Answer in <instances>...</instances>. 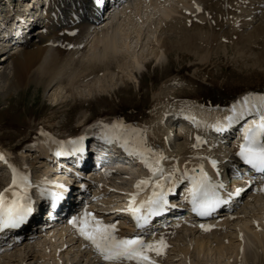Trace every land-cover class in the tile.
<instances>
[{
	"label": "bare ground",
	"instance_id": "bare-ground-1",
	"mask_svg": "<svg viewBox=\"0 0 264 264\" xmlns=\"http://www.w3.org/2000/svg\"><path fill=\"white\" fill-rule=\"evenodd\" d=\"M5 4L7 11L12 10L13 4L9 1ZM92 6V0H49L46 10L50 9V12L46 28L41 30V27H38V30L34 32V35L37 36L35 40L25 42L19 50L12 52L5 61L0 63V81L5 83L6 94L30 86L35 82L42 84L45 89L56 88L52 94L50 93V98L57 103L63 92L73 95L74 98L76 96L75 87L81 81L93 78L97 84L91 87L92 83L91 89L86 95V99L92 98L90 96H93L91 95L93 91L95 94L105 93L110 89L112 91L119 81L127 83L128 80L135 79L137 77L136 70L141 71L142 68L149 65L150 62L147 61L149 57L154 55L152 61L159 64L165 57L168 59L172 52H176L180 58L185 56L181 54H192L195 55L199 63L208 64L213 55H219L224 50L223 53H233L235 57H241L240 59L244 60L242 62H246L248 65L264 67V0H127L112 14L102 15L101 18L94 16ZM197 7L200 9L199 11H197ZM99 19H102L99 25L92 27V24ZM29 21L27 16L18 24L24 31H27L30 29ZM1 24L2 29L6 32L12 31L14 35L18 32V29L8 22L4 21ZM145 27H148L147 34ZM234 55L232 56L234 57ZM120 73V76H116ZM165 77L156 93L160 101L163 99L162 91L175 95L172 88L177 84L184 86L193 84L194 86L195 83L193 80L177 81L175 75ZM248 95H264V87L243 91L229 102L202 104L204 108L193 105L194 103H191L193 106L190 107L177 105L160 110L156 108L144 124H137L139 130L144 132L150 141L153 151L162 153L165 157L161 161L164 175L167 176L175 167L183 172L186 168L191 171L196 165L203 164L210 165L216 176V173L226 165L227 160H232L236 156V149L227 147L228 149L224 150L226 146L220 145V142L208 134L209 127L215 124L217 119L222 120L223 117L231 115L232 105L237 101H242ZM179 112H183L184 116L194 117L195 122L187 118L189 127L186 128V132L184 131L182 136H180V132L173 134L174 137H178L173 149L168 146V133L173 130H170L164 123ZM105 118L107 119V117ZM253 118L252 115H246L243 120L236 123L242 128L248 120ZM102 119L96 123L97 127L91 129L94 132L97 129V133L100 135L115 139L122 144L123 138H115L111 134V127L105 129L106 119ZM91 129L81 131L74 138L89 134L92 132ZM43 131L50 132L46 128ZM196 136H200L205 143L193 148ZM237 138L239 137H234V139ZM132 146L133 144L129 143V147ZM0 151L11 156L12 151L9 147H0ZM21 155L26 158L36 157L33 156L31 149L28 150V153L23 152ZM102 157L103 155H100L99 159ZM200 157L216 160L217 167L214 169L207 159H200ZM0 160L3 161L0 163H11L13 167H17L19 175L28 177L25 173H20L15 161H9L6 158ZM44 163L43 160L41 164ZM21 165H25V163ZM3 168L4 166L0 164V171ZM129 168H114V171L102 174L107 176V179L110 177L115 179V181L110 180L117 185L109 183L108 180L103 181L104 185L87 181L89 186L96 184L98 187L95 194L102 192L100 195L102 199L99 201L104 206L103 209L105 206L113 207L109 205L110 202L115 203L122 198L124 192L135 189L138 180L149 177L148 174L136 172V167L133 165ZM147 170L149 171L148 168ZM44 175L41 176L40 182H45L47 179ZM160 181L164 180L160 179ZM183 181L176 185H180ZM253 182L256 183L259 194H251V202L262 198L260 196L262 194V179H254ZM83 183L87 184L86 181ZM166 183L169 184L170 181ZM15 187L16 185L12 186L11 177L9 186L0 190V193L12 197ZM6 189L7 191H5ZM240 190L243 192V198L253 192L247 186L244 187V184L240 186ZM110 191L117 192V195L113 198H110L111 196L106 198ZM95 207L98 206L95 205ZM94 209L91 207L87 211L106 224L116 223L117 236L133 235L134 229L121 221L124 217L120 216L117 223L116 218L110 219V216H103L98 210V213L94 212ZM235 211L227 217L221 216L216 220H206L205 222L182 220L160 232L152 231L151 234H146L145 240H158L162 236L167 245L161 255L157 256L155 253L150 255L153 259L164 260V264H175L178 260H180V264H212V259H209L210 255L217 256L219 264L233 262H235L234 264H250L251 261L254 264L259 262L264 264V207H261L260 211L250 212L249 210L248 212L252 214H247L246 210L245 213L239 215ZM81 212L74 213V216H79ZM36 219L42 222L45 220V213ZM31 223L32 220L26 219L20 227H29ZM66 224V221L61 222L56 228L49 231L30 229L24 233L16 234L13 239L5 242L4 246L0 239V249L4 248V252L7 251L5 255H0V263L6 255L11 259L14 256L15 258L19 257L20 263H25L30 259L43 263L42 257L38 258V255L47 257L53 255L52 257L57 258L63 256L65 260L61 258L63 263L60 262V264H83L82 261L90 258L88 256H92V259L96 258L93 263H102V258L97 252L96 255L91 254L92 250L95 251L91 243L81 237L72 224L70 226ZM201 225L206 227L201 228ZM248 232L252 240L248 239L250 236ZM137 234L140 233L137 232ZM49 239L53 245L49 246L53 247V254L45 245ZM254 244L259 248L257 256H250V246ZM10 246L15 249L14 253L10 251ZM38 246L45 248V253L43 251V254H40ZM82 247H87L90 254L80 253L79 255V249ZM65 248L66 251H64ZM191 256L192 259L195 260L197 257L198 260L192 261ZM205 257H208L209 260ZM8 261L12 262L10 259ZM5 262L3 261V263ZM125 264H129V262H125ZM130 264H135V262H130Z\"/></svg>",
	"mask_w": 264,
	"mask_h": 264
},
{
	"label": "rangeland",
	"instance_id": "rangeland-1",
	"mask_svg": "<svg viewBox=\"0 0 264 264\" xmlns=\"http://www.w3.org/2000/svg\"><path fill=\"white\" fill-rule=\"evenodd\" d=\"M28 1L31 2L32 0H26V2ZM3 8V11H5V5ZM12 10H15V7H13ZM15 27L18 29L17 25ZM2 28L0 22V32L2 34L0 35L4 36L6 32ZM145 29L147 34L148 27H145ZM10 33L12 35V32H8V35L6 34V36H9ZM223 51L224 50H222L219 55H213L208 64L199 63L195 55L184 53L181 55L185 56L180 58L176 52H172L170 57L168 59L165 57L161 63L158 64L156 62H151V64L142 68L141 71L136 70L137 77L135 79L128 80L127 83L119 81L118 85L112 88V91L110 89L108 92L96 94L93 91L91 94L93 96H90L92 98L87 99L86 95L89 93L91 87L97 84L93 78H87V80L81 81L80 84H78L79 86L77 85L75 87L74 93L76 96L74 98L73 95L71 96L70 94L63 92L59 96L60 101L58 100L57 103L50 98V95L56 88L51 90L45 89L42 84L34 82L30 86L6 94V91H4L6 88L4 87L5 83L4 81H0V147L6 146V148H11V151L13 152L12 156L14 157L13 159L15 160L16 165H20L22 170L27 171V174L33 179L44 175L46 173L45 168L40 165L41 163L37 161L35 157L26 158L22 157L23 155L21 154L23 151H28L30 145L33 143L35 144L44 135L66 138L69 135L78 134L83 130L97 127L96 123L99 120H103L102 118L106 119L105 117H107L104 122V127L108 126L107 128H110L114 123L119 121L122 122L124 125L128 126V131L124 135L131 136L132 139L130 140V143L133 144L137 136L144 133L139 130L137 124H144L151 116L152 111L156 108L160 110L165 107H174L177 105L179 107H190L193 105L203 107L205 104L229 102L243 91L264 87V67L248 65L246 62H242L244 60H241V57L237 56V58L233 53H223ZM232 55H234L235 58ZM151 57L148 59L152 60L154 55ZM148 59L147 61H149ZM118 75L120 76L121 73L116 76ZM167 75H175L177 81L186 82V80H193L195 81L194 86L193 84L190 86L177 84V86L172 88V92H174L175 95L162 91L164 94L161 93L163 99L160 101L158 100V95L156 93L159 91L166 78L165 76ZM191 103L194 104L192 105ZM168 122L169 120H166L164 124L167 125ZM44 128L48 129L50 132H44ZM133 128L136 130L135 134L137 136L133 135ZM143 137L146 141L147 147L151 148L150 141L146 138L145 133L143 134ZM147 154L151 156V159H154L153 153ZM23 163H25V165H21ZM0 173V179L2 178V180H0V190H3L9 186L12 168L4 166ZM103 177L105 179L104 181L108 180V182L110 181L109 183H114L111 180L115 181L112 177L109 179H107V176ZM116 195L117 194L114 191H110L108 198L109 196L114 197ZM260 196L262 198H258L256 199L257 201L255 200L254 202L250 201V196L247 197L235 212L240 215L245 213L246 210L247 214H252L248 212L249 210L250 212L253 210L260 211L261 207H264V196ZM255 207L258 208L256 209ZM38 231L40 230L38 229ZM248 239L252 240L251 235ZM47 242L49 244L45 243V245L49 248L51 254H53V247H49L53 246L52 242L50 239L47 240ZM23 245L25 244L23 243ZM40 247L42 246L37 247L39 252L41 251L40 254H43V251L45 253V248L43 249ZM258 249L259 248H257V245L255 244L250 246L249 255L257 256ZM13 250L15 251V249L10 246V251L13 252ZM64 251H66V248ZM84 251L87 255L90 254L89 250L84 249ZM6 252L7 251L2 252L0 255H5ZM91 254L94 255L95 252L93 251ZM52 256L53 255L48 258L47 256L38 255V258L42 257L41 259L43 260V263H40L39 261L37 262V260L35 261L33 259H30L25 263H20L18 260L19 257L16 256L15 258L14 256L11 259L6 255L3 260L1 259L2 263L0 264L63 263V256L60 258ZM88 257L91 258H89L91 262L89 259H84L86 262L82 261L83 264H97L93 263L96 258L92 259V256ZM61 258L63 259L61 260ZM205 258L208 259V257ZM8 259L13 263L8 261ZM157 259H154L156 264H164V260ZM190 259L192 261L198 260L197 257V260L192 259V256ZM209 259H212V261L210 260L212 264H217L219 262L215 255H210ZM6 260L7 262H5ZM3 261L5 263H3ZM234 263L235 262L230 264ZM100 264H107V262H100ZM175 264H180V260ZM250 264L254 263L251 261ZM258 264L262 263L259 262Z\"/></svg>",
	"mask_w": 264,
	"mask_h": 264
},
{
	"label": "snow or ice",
	"instance_id": "snow-or-ice-1",
	"mask_svg": "<svg viewBox=\"0 0 264 264\" xmlns=\"http://www.w3.org/2000/svg\"><path fill=\"white\" fill-rule=\"evenodd\" d=\"M102 2L103 0H96L97 4ZM199 10L197 7V11ZM238 105L239 107H237ZM231 113V115L223 117L222 120L217 119L216 123L210 125V127L217 132H221L233 123L243 120L246 115H252L254 118L248 120L240 129L241 137L235 155L251 169L261 173L262 179H264V95L245 96L242 101H237L232 105ZM187 118L195 122L194 117L189 116ZM110 131L115 138H123L124 142L121 147L130 155H138L152 174L136 182L135 188L137 191L130 194L127 208L124 209V211L131 214L138 229H143L151 217L166 211L170 207L167 199L168 193L175 191L176 184L185 179L188 181V187L185 189L187 193L186 200L191 205V210L197 215H210L220 204L225 202L217 191L218 188H223L224 185L213 182L205 172L203 164L196 165L191 171L186 168L183 172L175 167L165 176L161 167V161L165 157L162 153L154 152L153 149L147 147L142 133L137 136L133 146L129 147L132 137L124 135L128 131V126L122 122H117L111 126ZM132 132L135 134L136 130L132 129ZM83 140L84 137L81 136L67 143L73 146L74 151H83ZM195 140L196 143L192 145L193 148L205 143L200 136H196ZM107 142H111V140ZM58 143L63 144L64 142ZM147 153H153L154 159H150ZM56 154L60 155L61 153L57 152ZM0 159H3L2 154H0ZM200 159H207L214 169L217 167V161L214 159L209 157H200ZM9 167L12 166L9 165ZM12 173V186L19 183L25 190L30 186L28 177L19 175L15 167H12ZM157 176L165 182L170 181L167 188H165V183L154 179ZM59 187L63 188L64 186L59 185ZM148 187L151 188L150 193L137 204L138 195ZM261 190H264V188ZM240 191V189H237L236 194L238 195ZM50 195L53 198V206H55V201L60 196L57 193H50ZM13 197L14 199L8 202L5 200L4 194L0 193V229L19 227L33 211L27 196H20L18 193L13 192ZM69 223L76 228L81 237L91 243L98 255L107 264H125V262L130 264L133 261L135 264H156L150 254L155 253L159 256L167 247L162 236L158 240L151 241L145 240L144 236L140 234L119 237L116 235V223H104L87 211V207L79 216H73ZM205 227V225H201V228Z\"/></svg>",
	"mask_w": 264,
	"mask_h": 264
}]
</instances>
